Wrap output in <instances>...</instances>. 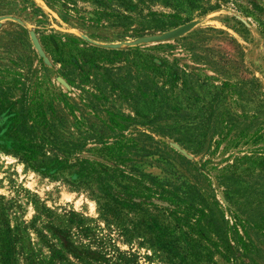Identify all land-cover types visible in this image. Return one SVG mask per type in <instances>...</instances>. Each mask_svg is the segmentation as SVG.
Masks as SVG:
<instances>
[{
  "label": "rangeland",
  "instance_id": "374dc122",
  "mask_svg": "<svg viewBox=\"0 0 264 264\" xmlns=\"http://www.w3.org/2000/svg\"><path fill=\"white\" fill-rule=\"evenodd\" d=\"M57 1L46 4L44 0H0V17L19 20V23L10 18L0 20V96L26 105L29 99L38 97L33 92L41 94L42 100L49 101L57 112L47 117L57 123L59 136L69 142L91 138L83 142V151L97 152L102 148L100 142L106 141L109 134L106 126L115 124L107 111L130 117V124L115 130L120 134L124 129L122 135L131 138L130 143L135 145V153L128 155L129 163L160 180L192 182L193 167L182 164L178 152L169 143L188 152L189 160L208 161L204 167L210 174L211 185L198 178L197 186L208 202L211 198L207 197L213 193L218 208L231 223L219 198L223 189L213 179L226 169L234 176L227 182L233 191L230 194L234 207L247 211L241 212L250 222L247 234L251 243L260 249L256 262L264 264V241L260 234L264 230V193L261 194L257 185L262 180L245 173L237 177L243 169L264 175V168L235 161L236 156L242 155L239 151L260 152L264 156V136L261 139L252 136L257 128L262 132L264 119V111H260L262 118L253 119L255 101H264V0H195L192 3L131 0L134 9L127 13L131 18L123 26L112 25L102 14L103 8H115L116 0ZM215 6L217 9L212 11ZM147 11L179 16L180 19L173 20L161 18V31L194 19L204 20L180 38L121 49L118 53L93 48L79 37L82 34L91 41L109 44L161 32L140 28L148 20L140 16ZM244 28L247 32L240 33ZM30 31L48 66L33 48ZM71 58L76 59L80 69L71 66ZM151 60L174 61L178 68L194 73L199 79L196 83V77L185 75L184 84L179 78L173 86H164L157 92L168 99L167 108L161 109L165 116L161 115L162 119L155 123L156 129L142 125L159 101L157 97L152 107H146L141 96L144 82H155L157 87L163 83L150 70ZM251 76L258 85L257 96L244 95L241 102L235 88L220 89L224 80L234 83L238 77ZM56 77L70 81L71 87L66 83L69 90L58 84ZM239 114L247 119L239 120ZM112 119L120 126L125 124ZM244 126L248 128L247 134L241 137L238 133ZM143 131L165 144V160L141 155L144 145L134 139ZM177 137L186 139V143H175ZM44 212L53 214V224L65 229L72 241L62 257H52L47 247L55 241L42 228L49 221ZM84 228L87 230L83 231ZM5 230L14 238L18 236L10 264H91V249L100 243L118 252H136L137 264H170L166 256L146 243L140 244V239L123 243L117 231L99 219L95 202L85 190L73 189L60 178L41 177L25 168L17 158L0 151V264L9 246Z\"/></svg>",
  "mask_w": 264,
  "mask_h": 264
},
{
  "label": "trees",
  "instance_id": "16d2710c",
  "mask_svg": "<svg viewBox=\"0 0 264 264\" xmlns=\"http://www.w3.org/2000/svg\"><path fill=\"white\" fill-rule=\"evenodd\" d=\"M44 1L46 4L50 1L52 4L58 2L57 0ZM116 1L118 4L114 6L115 8H103L102 14L110 19L112 25L123 26L125 21L131 18L127 13L133 12V4L131 0ZM163 1L166 2V0ZM187 1L192 3L195 0ZM215 9L217 6L211 8L212 11ZM205 12H201L200 15ZM140 17L148 18L141 24L142 30L158 31L162 30L161 18L180 19L175 13L157 14L150 11ZM243 31L240 33L247 32L245 28ZM262 36L264 39V34ZM233 43L238 47L236 41L233 40ZM108 51L118 53L121 50ZM239 53L241 54V51ZM70 64L73 68L80 69L76 59L71 58ZM149 64L152 66L150 70L154 71L163 83L157 87L155 82H144L141 96L146 107H152L157 97L159 101H157L156 110L150 111L151 116L150 114L145 116L142 125L156 129L158 126L155 123L162 119L161 115L165 116L163 110L167 108L168 99L157 95V92H160L164 86H173L179 78L183 79L185 75L189 78L191 74L190 76L196 79L198 76L181 70L174 61L168 63L151 60ZM240 70L242 69L238 68V71ZM66 81L71 87V82ZM198 81L199 79L195 80L196 83ZM184 83L183 79L182 84ZM230 88L236 89V95L241 102L246 97L244 95L251 94L252 96V93L258 95V85L253 76L251 78L238 77L234 83L222 81L221 90ZM32 94L38 95L37 99H29L26 105L25 102L17 104L15 101L6 100L0 96V151L17 158L25 168L41 177L52 180L60 178L73 189L85 190L95 202L99 219L106 227L114 228L123 243L140 239V244L146 243L155 251L160 252L167 257V262L170 264H259L256 262V257L260 249L249 240L247 229L250 227V222L248 223V217L241 213L247 211L234 207L235 202L230 194L233 191L227 184L234 176L226 169H223L221 174L214 175L213 179L216 185L223 189L222 197L226 203L224 208L229 213L231 223L225 218L223 210L218 208V202L213 193L207 197L211 198V202H208L197 186L198 178L210 184V174L204 167L208 161L197 163L177 153L182 164L193 167L192 182L160 180L137 170L129 163L128 155L135 153V145L130 143L133 142L132 139L122 135L124 129L120 134L115 132L117 128H125L132 119L109 111L106 113L115 124L106 126L109 134H107L106 141L100 142L102 148L97 149V152L83 151V142L91 138L81 137L71 142L63 139L56 132L57 123L47 117V114L57 113H55L54 106L49 101L45 103L41 94L35 92ZM255 102L256 110L253 119L261 117L260 111H264V101ZM112 118L119 119L125 124L120 126ZM237 118L241 121L247 119L244 114L237 115ZM262 121V132L260 133V128H257L252 133L254 138L257 136L261 139L264 136L263 118ZM247 130L248 128L244 126L238 134L244 137ZM153 131L160 133L159 130ZM134 140L144 145L141 149L142 156H158L165 160L164 154L167 151L164 149L163 142L155 140L144 131ZM185 141L179 137L174 139L175 143L185 144ZM237 153L242 155L235 157L236 162L241 164L250 162L257 167L263 165L261 168H264V156H261L263 153L255 151ZM82 154L95 156L101 161L84 158ZM244 173L253 176V179L262 180L257 181V185L260 186L261 194L264 193V175L243 169L237 177L240 178ZM212 191L214 192L213 188ZM44 217L49 221L43 224L42 228L55 241L47 246L51 249V256L62 257L67 248L71 247L72 241L65 229L53 224V214L44 212ZM260 234L264 241V230ZM4 236L9 246L7 251L5 250L6 254L1 264H10V257L14 254V244L18 236L15 238L10 236L9 230H5ZM90 254L91 264H137L136 252H118L101 243L92 248ZM76 258L80 259V256Z\"/></svg>",
  "mask_w": 264,
  "mask_h": 264
},
{
  "label": "water",
  "instance_id": "95a60500",
  "mask_svg": "<svg viewBox=\"0 0 264 264\" xmlns=\"http://www.w3.org/2000/svg\"><path fill=\"white\" fill-rule=\"evenodd\" d=\"M4 18H10V19L19 23L18 19L12 18V17H0V20L4 19ZM203 20H204V18L194 19V20L188 21L184 24L178 25L175 28H172V29H169L166 31L156 32V33L148 34V35H143V36H139V37H137L131 41H121V42H117V43L105 44V43L94 42V41L89 40L87 37H85L82 34H80L79 37L91 46H95V47L106 49V50H121V49L130 48V47H137L140 45L162 43V42L170 41V40H173L176 38H180V37L184 36L186 33L190 32L194 27H196ZM29 39L32 43L33 48L37 52L38 56L42 59V62L48 66L49 62H48L45 54L43 53L34 33L31 31L29 32ZM55 80L58 84L63 86L66 90H69V86L66 84V82L62 78L56 77ZM169 145L174 150H176L179 154L183 155L187 159L191 158L190 155H188L183 149H181L176 144L169 143ZM81 156L84 158H90L93 160L101 161V159H99L95 156L89 155V154H82ZM219 198H220L221 202L224 205H226L224 199L220 195H219Z\"/></svg>",
  "mask_w": 264,
  "mask_h": 264
}]
</instances>
